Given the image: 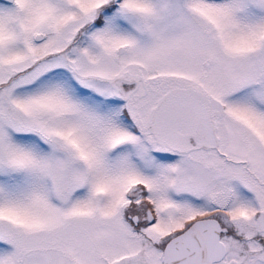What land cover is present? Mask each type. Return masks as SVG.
I'll use <instances>...</instances> for the list:
<instances>
[{"label":"snow or ice","instance_id":"obj_1","mask_svg":"<svg viewBox=\"0 0 264 264\" xmlns=\"http://www.w3.org/2000/svg\"><path fill=\"white\" fill-rule=\"evenodd\" d=\"M0 264H264V0H0Z\"/></svg>","mask_w":264,"mask_h":264}]
</instances>
